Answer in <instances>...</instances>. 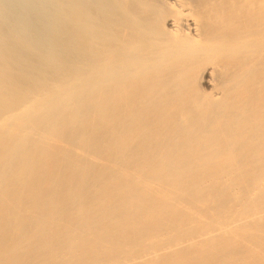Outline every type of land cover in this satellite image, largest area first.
<instances>
[{"label": "bare ground", "instance_id": "1", "mask_svg": "<svg viewBox=\"0 0 264 264\" xmlns=\"http://www.w3.org/2000/svg\"><path fill=\"white\" fill-rule=\"evenodd\" d=\"M0 264H264V0H0Z\"/></svg>", "mask_w": 264, "mask_h": 264}]
</instances>
